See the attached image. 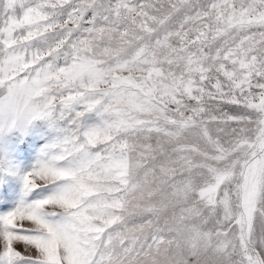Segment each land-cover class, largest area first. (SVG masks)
Wrapping results in <instances>:
<instances>
[{
    "label": "snow or ice",
    "instance_id": "6c2138e0",
    "mask_svg": "<svg viewBox=\"0 0 264 264\" xmlns=\"http://www.w3.org/2000/svg\"><path fill=\"white\" fill-rule=\"evenodd\" d=\"M0 264H264V0H0Z\"/></svg>",
    "mask_w": 264,
    "mask_h": 264
}]
</instances>
